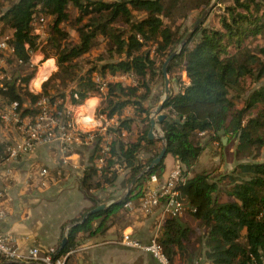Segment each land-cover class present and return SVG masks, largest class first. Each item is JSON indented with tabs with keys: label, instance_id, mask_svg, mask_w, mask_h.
I'll use <instances>...</instances> for the list:
<instances>
[{
	"label": "trees",
	"instance_id": "obj_1",
	"mask_svg": "<svg viewBox=\"0 0 264 264\" xmlns=\"http://www.w3.org/2000/svg\"><path fill=\"white\" fill-rule=\"evenodd\" d=\"M211 2L0 1V38L5 31H10L15 47L14 56L6 58L7 69L0 68L2 72H10L8 79H0V113L4 104L16 102L19 118L32 121L38 112L36 102L42 95L58 102V109L63 108L64 93H59L57 88L53 92L48 86L53 79L64 87L74 82L70 90V104L74 106L82 105L89 97H99L95 116L116 117V120L105 128L103 135L94 133L90 144L84 178L96 190L115 184L121 173L113 169L117 163L124 171L121 185L126 190L128 183L158 155L162 144L166 145L163 159L142 173L124 197L110 201L104 209L83 219L96 202L102 201L93 197V206L71 220L65 235L67 242L62 248L56 246V256L78 248L86 238L105 236L113 226L118 229L117 221L133 211L126 203L131 201L137 206L147 190L149 177L163 176L165 157L169 154L182 167V179L176 189L183 197V209L177 215L165 214L156 239L170 263L194 264L199 256L211 264L263 262L264 160L249 162L243 159L264 157V0H231L216 14L215 23L205 24L221 3L217 1L168 63L167 73L175 78L179 87L171 89L170 96L163 102L165 118L156 121L164 140L148 138L152 109L160 100L159 95H152V83L159 76L164 79V61L188 32L183 20L195 12L198 18ZM70 7L77 10L76 16L72 17ZM41 14L51 19L42 53L44 59L55 58L57 70L42 83L41 92L34 93L27 85L37 67L29 60L28 50L37 47L31 20L34 15ZM65 23H72L78 35L76 41L70 39L63 27ZM4 29L7 30L2 32ZM99 41L104 46L95 59L101 63H94L79 74L81 67L77 59L89 53ZM17 59L23 62L17 64ZM49 61L37 74L36 85L46 78L47 68L52 64ZM183 71L185 80H182ZM121 73L133 74L135 83L108 81L102 90L94 80V74L105 78L107 74ZM128 107L131 113L123 115ZM72 119V116L67 118L68 121ZM221 130L237 139L235 158L240 161L230 172L213 180L211 172L200 162L206 143L201 141L199 134L207 135L208 142L218 140L222 146ZM106 135L110 136L107 140L109 151L98 169L96 159L101 155V142H107ZM1 145L0 160L6 157ZM142 152L149 156L140 158ZM222 192L224 199L219 198ZM186 216L197 223L202 232H198ZM72 256L68 254L64 264H70ZM3 262L6 261L0 256V264Z\"/></svg>",
	"mask_w": 264,
	"mask_h": 264
},
{
	"label": "crops",
	"instance_id": "obj_2",
	"mask_svg": "<svg viewBox=\"0 0 264 264\" xmlns=\"http://www.w3.org/2000/svg\"><path fill=\"white\" fill-rule=\"evenodd\" d=\"M49 60L53 63V59H47ZM45 62L38 66L39 70L36 74ZM54 66L50 64L49 67ZM49 67L46 78L41 80L40 84L50 76L53 69ZM35 78L31 79L30 87L35 92H39L41 89L38 90L36 86L34 88L32 84ZM93 101L95 103H92ZM98 103L99 98L92 96L85 100L86 105L74 106L65 102V106L72 107L73 110L86 107L87 115L75 117L77 128L82 132L91 131L103 135L105 121L95 116ZM5 107H8V104H4L2 110ZM130 113L131 108L128 107L124 109L123 115ZM10 124H13L11 129L10 127L9 129L0 128V144L3 148L7 143L20 138L16 124L13 121ZM155 126L158 124L156 123ZM109 138L110 136L106 135L105 139ZM90 144H83L85 145L83 146L79 143H71L64 148L59 141H53L37 145L31 152L22 154L16 159L5 157L0 160V191L6 197L3 201L6 218L1 227L20 250L25 251L36 246L43 251L49 247L59 246L71 220L93 206V197L102 200L100 198L102 193L106 194V201H101L105 204L114 199H120V197L111 198L114 193L107 194L112 192L111 189L105 191L112 186L96 190L91 183L90 186L86 185L84 171L89 165ZM174 163H176L174 158L166 155L165 171L159 182L163 180ZM42 169H46V175H41ZM120 172L118 178L124 171ZM120 179L122 180V176ZM42 180L46 182L45 185H41ZM152 185L153 183H150V186ZM119 188L120 186L115 188L116 194ZM101 203L96 202V205ZM164 216L161 206L150 215H144L134 208L126 215V221L119 224L118 229L113 226L107 231L104 237L110 243L92 244L95 242L93 241L95 237L86 238L78 248L73 250L70 264H157L148 252H136L135 249L122 245L119 240L124 232H130L142 243H147L157 232ZM203 264L211 263L206 260Z\"/></svg>",
	"mask_w": 264,
	"mask_h": 264
},
{
	"label": "built area",
	"instance_id": "obj_3",
	"mask_svg": "<svg viewBox=\"0 0 264 264\" xmlns=\"http://www.w3.org/2000/svg\"><path fill=\"white\" fill-rule=\"evenodd\" d=\"M49 16L34 15L31 20L32 32L40 40L43 36V27L46 24ZM11 34H5L0 38V68L7 69V57H12L15 54V47L11 43ZM28 50V45H25ZM31 50H28L29 60L31 61ZM22 59H17L16 63L21 64ZM10 72L0 71V79H8ZM30 91L35 92L30 86ZM39 90V89H38ZM38 112L35 118L31 121L30 118L20 119L16 111L17 103L12 102L8 104L0 113V118L6 122H14L17 126L20 138L4 146L6 158L16 159L22 154L31 152L37 145L47 144L53 141H59L65 148L71 143L90 144L94 140L93 132H82L76 126V119L72 107L64 106L61 109L57 108V103H51L49 98L42 95L36 102ZM73 117L68 121L67 118ZM101 120H104V128L115 123L114 117L107 118L105 115H99ZM124 134V132L122 133ZM107 141V139H106ZM109 145L107 142L100 144V157L96 159V168H100L108 155ZM113 169L121 171V166L117 163ZM182 167L176 162L170 168L163 180L160 181L156 175H151L147 180V190L140 197L136 207L131 201L126 203L129 209L136 208L144 215H150L159 206L163 208L164 214L177 215L183 209V197L176 189L177 183L182 179ZM46 169L41 170V175H46ZM45 181H41V185H45ZM150 183H153L150 186ZM5 195L0 191V256L5 260H13L17 262L37 263V264H64L68 254L73 250L60 256H56V247H49L45 250H40L36 246H32L25 251L20 250L14 243L13 239L2 231V223L6 218V211L4 207ZM157 232L151 237L147 243H142L137 238L133 237L130 232H124L119 242L130 248H139L148 252L157 262V264H171L167 256L164 254L162 245L156 239ZM253 264H264L254 262Z\"/></svg>",
	"mask_w": 264,
	"mask_h": 264
},
{
	"label": "rangeland",
	"instance_id": "obj_4",
	"mask_svg": "<svg viewBox=\"0 0 264 264\" xmlns=\"http://www.w3.org/2000/svg\"><path fill=\"white\" fill-rule=\"evenodd\" d=\"M0 1H5V0H0ZM105 1H112V0H105ZM230 2H231V0H221V3H219L214 8L213 12L209 15V17H208V19H207L205 24L215 23L216 14L220 13L222 8H223V6L228 4V3H230ZM69 10H70V13H71L72 17L76 16L77 10L75 8L70 7ZM195 14H197V12H195L193 14L190 13L183 20V24H184L183 26H184L185 30L188 29V31H189V28L190 27L192 28V26H193V24L195 22V20H193V17L195 16L197 18V15H195ZM50 20L51 19L49 17L47 22H46V24L44 25V27L42 29L43 36L41 37L40 40L37 39V47H36L35 50H32V52H31V63H32V65H35L37 67L36 72L39 70L38 66L41 65L42 62L47 61V59H53V63L52 64L55 65V66L54 67H49V69H51V70L53 69V70L51 71V74H50V76L48 78L52 77L53 73H55L56 70H57V65H56L55 58L49 57V58L44 59V54L42 53V48L46 44V38H47L48 32L50 30V27H49L50 26V22H51ZM179 22H181V20ZM1 27H2V25L0 24V28ZM63 27L70 34V39L71 40L76 41L78 39L77 32L75 31L74 27L72 26V23H65L63 25ZM5 30H7V29H4L2 32H4ZM5 34H11V32L10 31L9 32L5 31L4 35ZM103 46H104V43L102 41H99L98 45H96L89 53H87L84 56H82V57L77 59V62L79 63V65L81 67L79 74L83 73L85 70H87V68L92 66L94 63H98V64L101 63V61L98 62L95 58L102 52ZM178 46H177V48H178ZM36 72L33 75V78H31V79H34L36 77V75H37ZM181 75H182V80H185L186 79L185 71H183ZM167 78L169 79L170 90L171 89L172 90L178 89L179 84L175 83V78H170L168 73H167ZM31 79L29 80L28 85H27V88H28L29 91H30V89H29L30 81H32ZM94 80L96 82H98L100 84V86H101V89L104 90L105 83L108 82V81H122V82L127 83V84H133V83H135V76L133 74H130V73H121V74H114V75L107 74L105 78H102V77L94 74ZM42 83L40 84V88H39V85H35V82H32V84H34L33 87L36 86L37 89H39V90L40 89L42 90ZM48 86H50V90L53 91V92H54V88H57L59 93L63 92L64 93V101L67 102V103H70V90L74 86V82L73 81L68 83L66 85V87H64L60 82H58L57 80L53 79V80H51V83L48 84ZM153 94H155V95L157 94L156 97L159 95L160 100L158 102L154 101L155 103H154L151 115H153V112L156 110L157 105L161 102V100L163 98V95H164V79L162 77H160V76L157 78V80L155 82L152 83V95ZM44 96H46V95H44ZM46 97L49 98L51 103H55L56 102V101H53L50 98V96L47 95ZM56 103L58 105V102H56ZM83 104H85V102ZM87 111H88V109L86 107L78 108L77 110H74V116L77 117V115H78V116L81 117L83 115H87ZM162 112L166 113V109L162 110ZM9 127H10V129L13 128V124L6 123V122H4V121H2L0 119V128L9 129ZM154 134L156 136H162V132H161V130H160V128L158 126L154 127ZM199 135H200L201 141L204 142V144L206 143V148L204 149V151H203V153L201 155V164L205 165L206 170L211 172L213 180H217L223 174L230 172L233 169V167L235 166V164L240 161V160L238 161L235 158V148H236V145H237V139H233L232 136H228V135H225V134L222 133L221 136H220V139L222 137L226 138V143L223 144L222 146H220L218 140H213L211 142H208L209 137L207 135H201V134H199ZM131 136H134L133 133L131 134ZM148 156H149V153H146V152H142L140 154V158H142V159L147 158ZM169 156L170 155H167V157H169ZM263 160H264L263 155H260V156H258L256 158L248 157V158L243 159V161H249V162L250 161H263ZM121 176L123 178L124 172H123V174ZM121 176H120V178H121ZM120 178H118V180L116 181L117 183H115L112 187H109L107 190H105V191H108L109 189L112 190V192H110V193L107 192L108 195H111L112 193H114V195H111V198H116V197L122 198L126 194V191L128 189V186L130 185V183H128L127 189L125 190L126 187L121 185V181H120L121 179ZM86 185L90 186V183H87ZM118 186H120V188H119L118 193L116 194L114 191H115V188H117ZM131 186L132 185H130V187ZM216 195H217V193H216ZM100 198L103 201H106L107 196H106V194L102 193ZM219 198L220 199H224L225 198L224 192L219 194ZM129 211H132V210H129ZM181 216L184 217V214L182 213ZM126 218H127L126 215L123 216L122 218H120L117 221L118 226L122 222H125ZM186 218L189 220L190 223H192L193 227H195L198 230V232H202L203 229H201L199 226H197V223L193 222L188 216H186ZM118 235L119 234H117V236ZM106 239L107 238L104 237V236H96L93 239V241H95V242H93L92 244L107 245L106 243H110V242H108ZM131 249H135L136 252H145V251H143L142 249H139V248H131ZM195 260L196 261L194 262V264H203V263L206 262V260H205V258L203 256H199Z\"/></svg>",
	"mask_w": 264,
	"mask_h": 264
},
{
	"label": "water",
	"instance_id": "obj_5",
	"mask_svg": "<svg viewBox=\"0 0 264 264\" xmlns=\"http://www.w3.org/2000/svg\"><path fill=\"white\" fill-rule=\"evenodd\" d=\"M91 1H100L101 2V1H105V0H91ZM217 1L218 0H212L210 5L195 20L192 28L186 33V35L183 37V39L179 43L178 48L170 53V55L166 58V60L164 61L163 65H162V72L164 75V95H163L161 102L157 105L156 110L153 112V115L150 116V127H149V131H148V138H150V139L160 138L161 140H164L163 136H156L154 134V127H155L156 121H161L163 118H165V114L162 112L163 102L170 96V93H171L170 85H169V79L167 78V65L170 62V60L174 57V55L177 54L180 51V49L188 42V40L190 39V37L192 36L194 31L203 22V20L209 14L210 10L214 7V5L217 3ZM223 132H224V130H221L219 133L222 134ZM221 140H222V144L226 143V138L222 137ZM165 153H166V145H165V143H163L158 155L155 158H153V160L151 161L150 165L147 168H145L140 174H138L136 177H134L131 180L130 185H132L135 182V180L142 173H144L147 169H149L150 167H152L154 165H157L163 159ZM130 185L128 186L126 194L130 190ZM107 205H109V204L101 203V204L96 205L94 208H92L91 210H89L88 212H86L84 214L83 219H85L92 212H96L100 209H104ZM66 242H67V237L64 236L60 242V248H62ZM10 263L29 264L26 262H17V261H13V260L3 262L2 264H10Z\"/></svg>",
	"mask_w": 264,
	"mask_h": 264
},
{
	"label": "snow or ice",
	"instance_id": "obj_6",
	"mask_svg": "<svg viewBox=\"0 0 264 264\" xmlns=\"http://www.w3.org/2000/svg\"><path fill=\"white\" fill-rule=\"evenodd\" d=\"M92 103H95V101H93Z\"/></svg>",
	"mask_w": 264,
	"mask_h": 264
},
{
	"label": "clouds",
	"instance_id": "obj_7",
	"mask_svg": "<svg viewBox=\"0 0 264 264\" xmlns=\"http://www.w3.org/2000/svg\"><path fill=\"white\" fill-rule=\"evenodd\" d=\"M49 63H51V61H49Z\"/></svg>",
	"mask_w": 264,
	"mask_h": 264
}]
</instances>
